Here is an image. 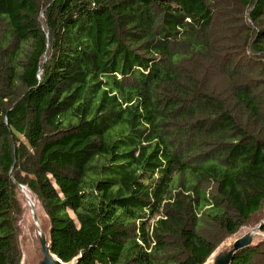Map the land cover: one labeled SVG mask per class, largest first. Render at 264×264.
Segmentation results:
<instances>
[{"label": "trees", "instance_id": "trees-1", "mask_svg": "<svg viewBox=\"0 0 264 264\" xmlns=\"http://www.w3.org/2000/svg\"><path fill=\"white\" fill-rule=\"evenodd\" d=\"M19 183L64 262L205 264L264 210V0H0V264Z\"/></svg>", "mask_w": 264, "mask_h": 264}, {"label": "water", "instance_id": "water-1", "mask_svg": "<svg viewBox=\"0 0 264 264\" xmlns=\"http://www.w3.org/2000/svg\"><path fill=\"white\" fill-rule=\"evenodd\" d=\"M18 185L24 198L27 200V206L33 220L30 243L34 246V251L32 253H25L27 258L25 257L22 259V264H76V258H74L71 262H64L59 256L53 253L50 219L48 225L42 224L37 211V197L31 191L34 195V200H32L23 190L24 187L27 186L20 183ZM39 224L43 227L42 229L39 227ZM263 226L264 220L260 221L251 230L245 231L242 235L236 237L233 241H231V244L222 248L217 247L211 254L212 257H210V255L205 263L212 261L210 264H232L235 255L239 251L252 246L257 237H264ZM36 230L39 232L37 238L35 235Z\"/></svg>", "mask_w": 264, "mask_h": 264}, {"label": "rangeland", "instance_id": "rangeland-1", "mask_svg": "<svg viewBox=\"0 0 264 264\" xmlns=\"http://www.w3.org/2000/svg\"><path fill=\"white\" fill-rule=\"evenodd\" d=\"M30 193L32 194L33 199H34L33 193L31 191H30ZM20 200L23 204V214H22L21 219H20L22 230H21V234L19 237V243H20V247L22 250V259H23L26 257L25 253H29V252L32 253L34 251V246L30 243L31 237H32V235H31L32 229L31 228L33 225V220L31 218L30 210L28 209V206H27V204H28L27 200L24 198L22 193H20ZM37 211H38V214H39V217H40L42 224L48 225L49 224V217L47 216V214L43 210V208H42V206L38 200H37ZM262 220H264V210L255 214L236 233L229 235L224 240H222V242L218 245V247L222 248V247H225V246L231 244V241H233L236 237L242 235L245 231L251 230L253 227H255ZM222 234H223L222 232L218 231V235H217V237H215L216 240L220 239ZM261 241H264V237H262V236L257 237L252 246L259 244ZM262 248H264V246H262ZM261 257H264V254ZM21 264H22V261H21ZM205 264H208V262Z\"/></svg>", "mask_w": 264, "mask_h": 264}, {"label": "bare ground", "instance_id": "bare-ground-1", "mask_svg": "<svg viewBox=\"0 0 264 264\" xmlns=\"http://www.w3.org/2000/svg\"><path fill=\"white\" fill-rule=\"evenodd\" d=\"M24 192L27 194V196H29L32 200H34L33 199V196H32V194L30 193V191L27 189V187H24ZM39 227L42 229L43 227L39 224ZM36 238H37V236L39 235V232L36 230ZM210 257H212V255L210 256ZM212 261H209V263L208 264H210Z\"/></svg>", "mask_w": 264, "mask_h": 264}]
</instances>
